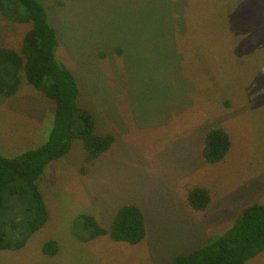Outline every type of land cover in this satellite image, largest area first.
Masks as SVG:
<instances>
[{
	"label": "rangeland",
	"instance_id": "obj_1",
	"mask_svg": "<svg viewBox=\"0 0 264 264\" xmlns=\"http://www.w3.org/2000/svg\"><path fill=\"white\" fill-rule=\"evenodd\" d=\"M41 1L59 36L56 57L77 80L79 105L115 141L85 163L75 140L45 167L38 187L47 220L22 248L0 251V264H171L263 200L264 17L257 8L237 4L225 19L214 0H156L154 7L155 0ZM29 27L0 11V46L18 49ZM53 109L24 78L13 96L0 95L1 154L44 142ZM211 127L223 128L231 143L213 164L199 154ZM195 185L211 195L205 211L185 205ZM125 203L144 211L139 243L72 234L77 214L108 227ZM49 240L58 244L56 255L42 252ZM246 264H264V250Z\"/></svg>",
	"mask_w": 264,
	"mask_h": 264
},
{
	"label": "trees",
	"instance_id": "obj_2",
	"mask_svg": "<svg viewBox=\"0 0 264 264\" xmlns=\"http://www.w3.org/2000/svg\"><path fill=\"white\" fill-rule=\"evenodd\" d=\"M214 3L226 14L222 15L225 19L234 17L237 4L257 8L254 10L257 17H264L259 0H214ZM0 11L10 21L30 24L18 49L0 46V95L13 96L24 78L54 105L52 125L44 142L12 157L0 152L2 251L22 248L29 236L45 224L48 210L38 187L45 167L62 159L75 140L81 143L83 161L92 163L110 149L115 136L110 132L98 133L92 113L79 105L77 80L56 57L59 36L42 1L0 0ZM230 145L223 128L211 127L204 133L200 157L206 163H217ZM184 201L190 210L205 211L211 195L206 187L195 185L186 189ZM71 231L80 241L107 235L114 242L134 245L145 237V214L138 205L125 203L115 211L109 226L103 227L91 214L79 213L72 221ZM41 249L48 256L59 251L54 240L44 242ZM263 250L264 198L245 205L224 233L209 237L198 248L174 255L171 264H246Z\"/></svg>",
	"mask_w": 264,
	"mask_h": 264
}]
</instances>
